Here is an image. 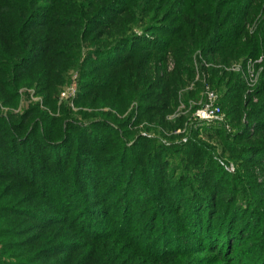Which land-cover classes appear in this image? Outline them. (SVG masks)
<instances>
[{"label":"trees","instance_id":"trees-1","mask_svg":"<svg viewBox=\"0 0 264 264\" xmlns=\"http://www.w3.org/2000/svg\"><path fill=\"white\" fill-rule=\"evenodd\" d=\"M200 58L235 173L198 131L164 144ZM260 58L264 0H0V104L34 89L47 107L0 115V264H264V73L254 103L218 67ZM72 71L77 112L57 105ZM132 104L167 141L132 139Z\"/></svg>","mask_w":264,"mask_h":264},{"label":"rangeland","instance_id":"rangeland-1","mask_svg":"<svg viewBox=\"0 0 264 264\" xmlns=\"http://www.w3.org/2000/svg\"><path fill=\"white\" fill-rule=\"evenodd\" d=\"M248 30L250 32V34H252V32L255 30V26L253 25H248ZM202 58L199 59V61H196L195 63V68H196V77H195V81L202 84V89L201 90V99L205 98L206 93L207 92H215L216 95H218V97L220 98L223 94V89L218 90L216 88L213 87L212 84L209 83V74L206 73V71L204 70L205 68L208 69L211 67V64L206 63L203 59V62L201 63ZM170 61H172V58H170ZM204 64V66H203ZM204 67V68H203ZM219 68H221L224 72L230 74V73H234V74H238L240 75L241 79L245 82V85L247 87V92H246V96L251 94L252 97V101L254 103H259V98L254 96L255 94V90L257 89V87L259 86L260 82H261V78L263 76L264 73V60L263 58L257 59V60H238V61H234L231 62L230 64H228L227 66H218ZM174 68L173 64L170 65V70H172ZM69 80L70 82H68V84L65 86V88H63L59 95H58V106L63 105V104H67L70 106V108H72V110L74 112L78 111V108H76L74 106V101L70 100V101H66L63 97V93L68 91L71 87H73L75 85L76 89H77V95L75 97L74 100H76L78 93H79V75H78V71H72L69 74ZM193 88V85H192ZM20 101L17 107H10V106H2V104H0V115H9V114H15V115H22L26 109L29 106H33V105H39L41 106L42 110H46L47 107L43 105V99L40 95L36 94L37 92L34 89H23L20 90ZM245 96V97H246ZM200 97L198 98V100H193L191 99L188 102V105L185 103L180 104V106L174 111L173 114L169 115L168 120L169 121H177L180 118H187V121L183 123V125L177 129H172L170 131V133L168 134L169 136H173L175 137L174 140L169 144H166L167 146H173L175 144L180 143L181 141L186 143L188 142V140L190 141L192 139V135H190V131H198V135H199V139L205 143L210 144L211 146H214L217 149L218 152V156L221 157L220 159H222V161H224L225 163H228L229 165H225L222 161H221V165L225 166L226 170L229 173H235L237 170V167L234 163L232 162H228L226 160V157L221 154V147L219 144V140L218 138L213 134H206V133H211L214 132V129L217 128H222L223 130L227 131L228 133H233L236 131V128L233 127L231 124L228 123V120L226 119V114L225 111L222 110L223 114H222V122L220 123H206V124H199L197 123L194 118H193V112L196 108H198L200 105L199 102L203 101V99L201 100ZM221 106V105H220ZM130 111L134 112V118L131 120V122L128 124L129 125V130L135 135L134 138L135 139L137 137H141L144 136L146 134H149L151 137L149 136H144L147 139H153V138H158L161 141H167L161 134H155L153 132H149L148 130L145 129L144 125L145 124H138L137 123V113H138V105L136 104H132L130 109L128 110L127 113H129ZM125 116V115H124ZM124 116H121V119H123ZM254 120L250 119V117H248L247 119L244 118L243 119V123L244 124H249L252 123ZM254 123V122H253ZM229 125V127H228ZM112 126H114L115 128H119L116 124L112 123ZM228 127V128H227ZM205 128H206V132H205ZM253 130V129H252ZM166 134V133H165ZM184 140H187L186 142ZM132 141V140H131ZM132 143V142H131ZM130 143V144H131ZM227 161V162H226ZM254 171L256 174H258L259 177V182L264 184V169L261 167H256L254 168Z\"/></svg>","mask_w":264,"mask_h":264},{"label":"built area","instance_id":"built-area-1","mask_svg":"<svg viewBox=\"0 0 264 264\" xmlns=\"http://www.w3.org/2000/svg\"><path fill=\"white\" fill-rule=\"evenodd\" d=\"M63 97L66 101H74L77 95V89L75 85L71 87L68 91L64 92ZM199 107L196 108L193 112L194 120L199 124H208V123H220L222 122V108L219 104V97L215 92H207L203 101L199 102ZM229 127V125H228ZM227 127V128H228ZM144 136H149L146 134ZM185 142L187 140H184Z\"/></svg>","mask_w":264,"mask_h":264}]
</instances>
